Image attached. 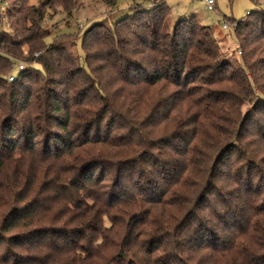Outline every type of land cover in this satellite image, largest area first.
Here are the masks:
<instances>
[{"label": "rangeland", "instance_id": "374dc122", "mask_svg": "<svg viewBox=\"0 0 264 264\" xmlns=\"http://www.w3.org/2000/svg\"><path fill=\"white\" fill-rule=\"evenodd\" d=\"M161 1L169 6L164 32L172 35L180 18L196 16L200 23L211 27L221 56L229 58L236 67L242 66L243 55L236 52L234 29L224 30L221 23L231 18L244 19L248 12L264 9V0H215L214 9H208L202 0H116L113 6L102 0H29L31 5L49 3L43 27L49 32L47 42L64 47L62 57L56 56L59 60L55 66L59 64L56 70L60 74L30 69L29 77L21 79L13 98L9 92L0 97L6 106L0 111V152L5 150L1 149L2 137L10 133L22 138L28 125H36L33 142L37 152L54 147L57 134L66 139L71 133L81 149H74L73 161H68V168L72 162L78 167V175L73 176L70 170L65 181L62 179L68 192L76 191L71 184L82 181L81 174L93 171L98 179L97 186L91 189L100 186L108 193L116 190L114 194L120 196L119 210L111 211L116 223L111 224L106 217V228L118 232L121 241L136 229L155 232L141 237L142 253L156 246L161 233L171 229L170 223L167 227L161 218L162 213H174L180 226L193 223L195 212L207 200L212 205L218 194L231 197L233 174L238 166L245 168L246 164L256 163L264 169V101H259V95H264L256 87L242 93L222 84L213 86L197 81L186 87L192 93V100L187 102L179 100L180 89L175 85L149 81L153 68L146 60L148 52L141 53L143 46L130 43L133 39L130 32L136 30L137 23L140 28L147 14L141 15L137 23L128 21L130 27L118 22ZM6 6L7 0H0V8ZM87 28L94 30L88 33ZM115 34L121 41L118 44L114 42ZM20 63L24 67L30 65L15 59L14 70ZM206 75L207 72L195 74L199 79ZM245 75L251 80L249 71ZM9 77L10 74L6 77L7 86L13 81ZM28 93L31 103L43 108L41 114L38 109L31 112L24 109ZM52 93L69 104L71 112L79 104L89 112L88 117L76 112L70 119L73 125L67 130L59 128L52 120L50 107L45 109ZM209 93L213 96L209 97ZM28 115L33 124L24 122L23 117L27 119ZM11 124L14 128L9 127ZM84 129L91 130L89 137L94 140L85 146L80 139ZM6 155L0 154L1 165ZM42 155L46 157V151ZM190 162L197 167L204 162L206 172L201 180L190 171ZM10 169L0 167V195L5 201L10 200L9 205H0V223L13 219L9 213L11 207L18 208L23 200L38 198V190L34 189L39 182L34 171L29 172L24 183L14 180L10 183ZM56 194L60 195L61 191ZM35 230L46 228L41 225ZM17 232L13 230L6 236ZM0 235H3L1 229ZM136 236L140 240L137 232ZM162 253L160 247L153 256ZM24 255L30 261L32 255Z\"/></svg>", "mask_w": 264, "mask_h": 264}, {"label": "trees", "instance_id": "16d2710c", "mask_svg": "<svg viewBox=\"0 0 264 264\" xmlns=\"http://www.w3.org/2000/svg\"><path fill=\"white\" fill-rule=\"evenodd\" d=\"M28 1L7 0L6 8H0V97L9 92V97L13 98L22 84L21 79L29 77L30 69L53 74L60 67L59 64L55 66L59 60L56 56L62 57L64 47L47 42L49 32L43 27L49 3L31 5ZM102 1L109 6L116 2ZM144 14H147V18L138 28L137 20ZM168 15L169 6L166 1H161L151 9L127 15L118 22L126 23L129 27L130 23H137L136 30L130 32L133 37L130 43L136 47L143 46L141 53L148 52L146 60L153 68L149 81L175 85L180 89L179 100L187 102L192 100V93L186 87L197 81L213 86L222 84L242 93H248L254 86L264 95L263 8L248 12L244 19H230L236 23L233 30L237 40L236 52L243 55L240 67L234 66L226 56H221L211 27L200 23L196 16L180 18L174 24V34L164 32ZM85 30L89 31L88 28ZM113 38L115 44L121 42L116 34ZM34 53H38V56L35 57ZM15 59L24 60L30 65L26 64L23 69L15 71ZM246 71H249L251 80L245 75ZM204 72L207 75L203 78L195 76ZM11 73H14L13 81L7 86L6 77ZM57 73L60 74L59 71ZM29 95L26 96L24 109L28 112L38 109L41 114L43 108L32 104ZM212 96L209 93V97ZM48 97L51 102L46 103L45 109L50 107L52 120L59 128L67 130L70 124L73 125L70 119L76 112L83 118L88 117L89 112L81 109L79 104L71 112L70 105L65 104L57 94L52 93ZM259 101H264V96L259 95ZM5 107L0 102L1 112ZM37 119L35 116L34 120ZM23 120L33 124L30 115L27 119L23 117ZM13 126L11 124L9 127ZM35 130L36 125H28L22 138L10 133L2 137L1 149L5 150L0 154L7 155L0 167H11L10 183L13 180L24 183L33 170L39 186L34 189L38 190V198L34 196L23 200L18 208L11 207L9 213L13 214V219H4L0 223L3 232L0 235V264H264V169L256 163L250 166L246 164L245 168L238 166L233 174L235 180L231 197L227 199L218 194L216 203L212 205L207 200L199 207L201 210L195 212V222L180 226L174 213H162L161 218L167 227L170 223L171 229L161 233V241L158 240L156 246L142 253L141 237L150 236L153 232H138L136 229L141 241L135 231L126 234L121 241L118 232L104 226L106 217L111 224L116 223L111 211L119 210L120 196L115 195L116 190L108 193L100 186L91 189L97 186L98 179L93 171L81 174L82 181L76 180L71 184L76 191L68 192L62 179L65 181L70 170L73 176L78 175V167L72 162V167L68 168V161H73L74 149L80 148L71 133L66 139L57 134L58 142L54 147L37 152L33 142ZM90 132V129L80 132V139L84 141L82 145L94 142L89 137ZM44 151L46 157L42 155ZM201 163V167L192 162L188 164L199 180L206 172L204 162ZM58 183L61 184L58 186ZM59 190L61 194L57 196L56 191ZM118 194L121 195L120 192ZM9 204L10 200L5 201L0 195V205ZM41 225L46 230L33 231ZM13 230L18 232L6 236ZM163 243L167 249L162 246ZM160 247L163 253L153 256ZM24 253L32 255L30 261H26Z\"/></svg>", "mask_w": 264, "mask_h": 264}, {"label": "built area", "instance_id": "2783aa9c", "mask_svg": "<svg viewBox=\"0 0 264 264\" xmlns=\"http://www.w3.org/2000/svg\"><path fill=\"white\" fill-rule=\"evenodd\" d=\"M205 4V6L208 8V9H214V3H215V0H202ZM233 28L235 30L236 28V23L233 22V21H226L224 20L222 23H221V28L224 29V30H228L229 28ZM24 66H23V63H20V64H17L15 66V70H21L23 69ZM13 77H14V73H11L10 74V80H13Z\"/></svg>", "mask_w": 264, "mask_h": 264}]
</instances>
